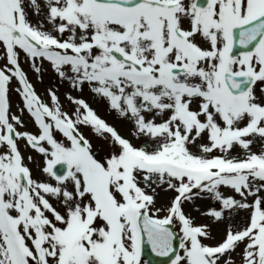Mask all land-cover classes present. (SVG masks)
Here are the masks:
<instances>
[{
    "label": "snow or ice",
    "instance_id": "obj_1",
    "mask_svg": "<svg viewBox=\"0 0 264 264\" xmlns=\"http://www.w3.org/2000/svg\"><path fill=\"white\" fill-rule=\"evenodd\" d=\"M147 249L264 264V0H0V264Z\"/></svg>",
    "mask_w": 264,
    "mask_h": 264
},
{
    "label": "water",
    "instance_id": "obj_2",
    "mask_svg": "<svg viewBox=\"0 0 264 264\" xmlns=\"http://www.w3.org/2000/svg\"><path fill=\"white\" fill-rule=\"evenodd\" d=\"M146 258L151 261V264H166L167 258L166 257H157L154 253L147 249Z\"/></svg>",
    "mask_w": 264,
    "mask_h": 264
}]
</instances>
